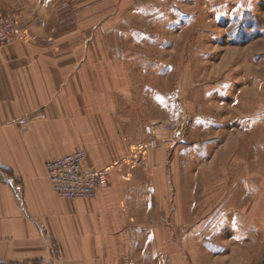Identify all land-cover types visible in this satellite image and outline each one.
Returning a JSON list of instances; mask_svg holds the SVG:
<instances>
[{"label": "crops", "instance_id": "obj_1", "mask_svg": "<svg viewBox=\"0 0 264 264\" xmlns=\"http://www.w3.org/2000/svg\"><path fill=\"white\" fill-rule=\"evenodd\" d=\"M53 5L0 0V16L25 25V39L0 47V264H201L200 226L184 219L186 146L140 155L151 85L103 45L102 26L90 43L55 35ZM78 149L85 167L109 169L92 200L57 196L46 175Z\"/></svg>", "mask_w": 264, "mask_h": 264}, {"label": "rangeland", "instance_id": "obj_2", "mask_svg": "<svg viewBox=\"0 0 264 264\" xmlns=\"http://www.w3.org/2000/svg\"><path fill=\"white\" fill-rule=\"evenodd\" d=\"M52 1L55 35L81 31L90 43L102 26L103 45L151 85L137 149L186 146L184 219L200 226L198 262L264 264V0ZM5 15L25 31L18 13Z\"/></svg>", "mask_w": 264, "mask_h": 264}, {"label": "built area", "instance_id": "obj_3", "mask_svg": "<svg viewBox=\"0 0 264 264\" xmlns=\"http://www.w3.org/2000/svg\"><path fill=\"white\" fill-rule=\"evenodd\" d=\"M23 39L25 33L21 29L19 19L10 15L0 16V47ZM163 130L175 132L176 127L165 125ZM157 141L159 140L153 139L139 147L140 155H146L148 151L155 149L159 144ZM86 157V152L78 149L46 163V175L57 196L70 201L92 200L97 197L102 187L108 185L109 169L85 167Z\"/></svg>", "mask_w": 264, "mask_h": 264}]
</instances>
